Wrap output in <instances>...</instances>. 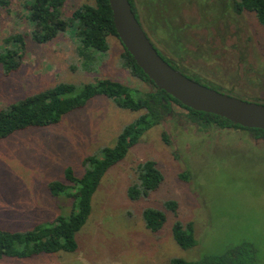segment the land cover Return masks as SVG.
I'll return each mask as SVG.
<instances>
[{"label": "rangeland", "instance_id": "1", "mask_svg": "<svg viewBox=\"0 0 264 264\" xmlns=\"http://www.w3.org/2000/svg\"><path fill=\"white\" fill-rule=\"evenodd\" d=\"M26 1L0 5V43L14 33L26 35L20 69L6 75L0 68V109L62 82L84 85L110 78L150 89L122 66L124 47L116 36L89 67L77 55L71 30L45 44L33 41ZM235 1L134 0L151 41L185 73L221 92L264 103V25L255 13L236 11ZM84 3L95 0H67L63 12L69 16ZM141 112L99 95L57 124L29 127L1 139L0 229L26 231L68 213L72 198L53 196L49 183L63 180L70 166L77 175L84 173L85 159L113 146ZM174 112L145 131L124 160L107 172L90 218L77 235L75 252L4 257L0 264L196 262L242 240L258 247L264 264V136L244 128L212 126L204 131L186 120L180 105H174ZM148 159L157 162L164 181L149 195L132 199L128 188L138 181L136 167ZM168 202H176L177 209ZM146 207L162 209L167 216L157 232L145 225ZM176 220L193 223L194 247L177 243L172 232Z\"/></svg>", "mask_w": 264, "mask_h": 264}, {"label": "trees", "instance_id": "2", "mask_svg": "<svg viewBox=\"0 0 264 264\" xmlns=\"http://www.w3.org/2000/svg\"><path fill=\"white\" fill-rule=\"evenodd\" d=\"M7 2L8 0H0V5L5 6ZM66 2L67 0H27L25 18L30 26L28 34L36 43L45 44L54 40L60 33L71 30L77 55L87 67L98 59L97 52L108 50L110 37H118L113 11L109 0H95L93 4L79 5L69 16H66L63 12ZM130 2L145 28L134 0ZM234 7L238 12L246 10L255 13L259 22L264 25V0H236ZM147 35L150 38V33ZM154 46L168 62L185 73L155 44ZM25 51V34L14 33L6 37L0 43L2 72L8 75L18 71ZM120 56L122 66L134 77L147 83L150 86L149 90L126 86L110 78L84 85L62 82L0 109V140L29 127L57 124L64 115L84 106L89 100L99 95L111 98L122 108L142 111L134 122L124 127L113 146L103 148L99 154L90 155L85 159L84 173L77 175L70 166L66 168L63 180H53L49 183V190L53 196L72 198L71 210L68 213H60L55 220L42 222L26 231L0 229V259L75 252L78 248L77 235L90 218L94 195L107 172L124 160L131 147L138 142L145 131L163 123L169 117H174V105H180L186 109V120L195 123L201 130L206 131L212 126L221 129L244 128L258 137L264 136V129L246 128L217 114L183 105L166 90L159 88L125 47ZM163 138L170 143L165 131ZM136 173L138 181L128 188L129 197L135 200L157 190L164 181V174L153 159L140 162L136 167ZM181 177L188 179L189 176L188 173H182ZM167 205L174 210L177 209L176 202H168ZM143 220L148 229L157 232L164 226L167 216L162 209L146 207L143 210ZM172 232L182 248H191L197 244L192 222L184 223L176 220L173 223ZM172 264H260V251L251 241L242 240L229 245L222 253L205 255L196 262L174 258Z\"/></svg>", "mask_w": 264, "mask_h": 264}, {"label": "water", "instance_id": "3", "mask_svg": "<svg viewBox=\"0 0 264 264\" xmlns=\"http://www.w3.org/2000/svg\"><path fill=\"white\" fill-rule=\"evenodd\" d=\"M109 2L119 40L159 88L187 107L217 114L246 128L264 129V103L221 92L183 73L154 46L130 0Z\"/></svg>", "mask_w": 264, "mask_h": 264}]
</instances>
